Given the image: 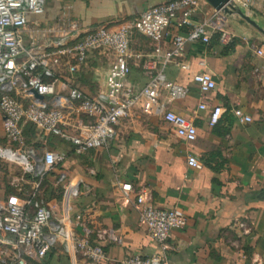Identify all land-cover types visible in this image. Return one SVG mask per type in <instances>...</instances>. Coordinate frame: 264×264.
<instances>
[{
  "label": "crops",
  "instance_id": "0c3cea01",
  "mask_svg": "<svg viewBox=\"0 0 264 264\" xmlns=\"http://www.w3.org/2000/svg\"><path fill=\"white\" fill-rule=\"evenodd\" d=\"M166 1L170 0H46L42 15L28 16L25 42L30 48L39 25L63 17H70L84 29L99 25L116 28L131 23L147 7ZM211 10L203 2L191 19L201 22ZM245 11L264 28V0H252ZM170 28V35L162 42L134 34L132 45L144 57L131 67L130 91L142 88L148 80L143 67L145 57L162 54L174 35L188 30L180 24V18ZM226 29L234 33L227 43L221 42L220 33L209 31V42L186 43L165 70L168 79L191 85L193 73L206 70L217 82L208 92L193 87L183 99H171L166 88L160 90L166 108L194 121L198 130L195 140L179 136L162 116L147 113L140 105L121 120L109 143L97 149L76 152L60 137L45 133L51 138L44 141L37 135L30 136L43 152L53 150L66 155L62 168L54 167L50 183L57 186L61 173L79 181V194L70 200L67 210L69 224L80 236L104 246L108 264H117L128 255H149L157 249L135 206L141 188L149 192L153 204L175 208L186 218L185 226L174 228L169 237L172 264H264V198L259 197L264 188V33L242 24L239 16H229ZM46 39L35 48L43 50L46 43L50 47ZM111 59L101 51L91 52L76 76L78 87L91 96L105 93ZM56 74V94L68 96L71 76L67 63L57 68ZM44 100L48 102L50 97ZM203 101L206 109L198 107ZM215 106H221L223 112L219 121L211 124L210 113ZM235 108L250 115L252 121H241ZM88 120L74 117L68 124L81 131L79 128ZM6 143L0 110V145ZM189 155L196 156L202 166H190ZM2 170L6 175L10 173L0 167V174ZM125 183L132 189L124 190ZM1 184L0 176V202L7 197ZM55 196L50 205L60 214L61 199L57 203ZM47 257L50 264L87 262L83 253L69 256L60 248L50 251Z\"/></svg>",
  "mask_w": 264,
  "mask_h": 264
},
{
  "label": "built area",
  "instance_id": "2783aa9c",
  "mask_svg": "<svg viewBox=\"0 0 264 264\" xmlns=\"http://www.w3.org/2000/svg\"><path fill=\"white\" fill-rule=\"evenodd\" d=\"M203 2L208 4L206 0H170L154 4L138 13L131 23L116 28L99 25L84 29L70 17H63L54 23L39 25L38 34L28 48L24 36L28 16L42 15L46 0H0V110L7 142L0 145V163L12 164L19 169L11 174V191L6 200L0 202V264L41 263L57 248L69 256L83 253L86 264H108L104 246L80 236L69 224L67 210L70 200L79 194V181L61 173L57 179V184L61 183L64 189L61 213L51 208L44 182L66 155L53 150L38 153L37 148L27 142L25 127L31 124L39 132L70 143L76 152H85L106 146L121 120L140 105L145 112L162 116L179 136L195 140L198 130L194 121L166 108L160 90L166 88L171 99H183L193 87L208 92L217 85L214 76L206 70L193 73L192 85L168 79L165 72L186 43L209 42V31L220 33L219 39L223 43L234 35L226 29L229 16L222 10L212 7L201 22L191 19ZM232 2L248 8L252 0ZM177 18H180V24L188 26V30L174 35L170 47L162 54L145 57L143 67L148 80L142 88L130 91L131 67L144 57L132 45L134 34L162 42L170 35V27ZM43 38H48L46 40L52 45L49 47L45 42V48L37 50L35 45ZM244 38L248 39V36ZM96 50L111 55L112 59L105 93L91 96L78 87L76 76L89 54ZM259 53L262 54L260 50ZM64 62L71 76L68 96L56 94L59 82L56 69ZM31 89L44 98L49 96L50 100L35 97ZM198 107L206 109L207 104L203 101ZM222 112L221 106H215L210 113V123L216 124ZM234 113L241 121H252V117L239 108H235ZM82 115L89 118L88 123L79 128L81 131L72 129L68 120ZM187 161L190 166H202L194 155H189ZM122 188L131 190L132 185L125 183ZM135 206L157 243V249L149 255H128L117 264H172L169 237L174 228L185 226V216L175 208L153 204L145 188L139 190Z\"/></svg>",
  "mask_w": 264,
  "mask_h": 264
},
{
  "label": "rangeland",
  "instance_id": "374dc122",
  "mask_svg": "<svg viewBox=\"0 0 264 264\" xmlns=\"http://www.w3.org/2000/svg\"><path fill=\"white\" fill-rule=\"evenodd\" d=\"M126 24V23H125ZM144 38H140L139 40L140 41H144L143 40ZM89 83V82H88ZM89 85H90V83H89ZM80 119L82 120V121H86V120H88V118L86 117V116H81L80 117ZM89 121V120H88ZM25 133H26V136L28 137V139H30V136H35V135H37L38 137H40V139L38 138V140H44V141H46L48 138H51V136H48V135H46L45 133H43V132H40V133H38L37 132V130L36 129H34V127H31V126H29V127H27V129H26V131H25ZM38 142H41V141H38ZM37 150H38V153H42L43 151L39 148H37ZM3 165V166H2ZM9 166H11V168L12 167H14L15 165H12V164H7V163H0V167H2L3 169H4V167L5 168H7V170H9L10 171V173L11 172H14V171H18L19 169L16 167V168H14V169H9ZM53 171V170H52ZM55 172H58V170H56ZM10 173L8 174V172H7V175L5 174V170H2L1 171V174H0V176H1V182H2V189H3V193H6V194H8V192L10 191V189H11V187H10V185H9V179H10ZM52 173V172H51ZM50 173V174H51ZM7 177V178H6ZM51 177H50V175H49V177H48V179H50ZM67 178H68V176H67ZM9 185V186H8ZM1 192H2V190H1ZM56 195L55 196V199L56 200H58V202L57 203H59V201H60V199H62V197H63V194H64V189H63V186H62V184L60 183V184H57V186H55V187H53V195ZM60 208V207H59ZM38 264H50V260L48 259V257H47V259L46 260H44V261H42L41 263H38Z\"/></svg>",
  "mask_w": 264,
  "mask_h": 264
},
{
  "label": "water",
  "instance_id": "95a60500",
  "mask_svg": "<svg viewBox=\"0 0 264 264\" xmlns=\"http://www.w3.org/2000/svg\"><path fill=\"white\" fill-rule=\"evenodd\" d=\"M208 4L218 10H222L228 16H239L240 22L250 24L251 26L259 29L264 33V28L260 26V24L252 18L246 11L245 7L237 5L232 2V0H206ZM31 92L35 97L39 99H43L44 96L38 94L36 90L31 89ZM259 197L264 198V188L259 192Z\"/></svg>",
  "mask_w": 264,
  "mask_h": 264
},
{
  "label": "trees",
  "instance_id": "16d2710c",
  "mask_svg": "<svg viewBox=\"0 0 264 264\" xmlns=\"http://www.w3.org/2000/svg\"><path fill=\"white\" fill-rule=\"evenodd\" d=\"M219 34H216L215 36L218 37ZM34 127L33 125H27V127ZM35 129V128H34ZM27 137V136H26ZM27 142L34 145L30 139H28L27 137ZM36 147V146H35ZM37 148V147H36ZM63 162V161H62ZM62 162H59L57 165H59V168H62ZM56 165V166H57ZM60 184V183H59ZM44 185L46 186V190L48 192V199L51 200L53 198V187H52V184L50 183V180L47 178L44 182ZM11 191V189H10ZM29 264H38L37 262H33V261H29Z\"/></svg>",
  "mask_w": 264,
  "mask_h": 264
}]
</instances>
